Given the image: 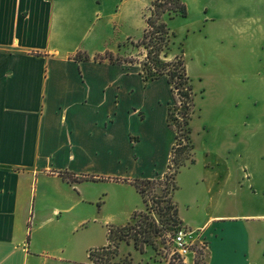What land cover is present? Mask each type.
<instances>
[{"label":"crops","instance_id":"crops-1","mask_svg":"<svg viewBox=\"0 0 264 264\" xmlns=\"http://www.w3.org/2000/svg\"><path fill=\"white\" fill-rule=\"evenodd\" d=\"M155 1L0 0V264H82L91 186L136 192L146 210L131 181L161 180L177 145L168 77L144 76L132 58L146 57L139 43ZM238 8V22L206 17L208 32L230 44L212 54L223 65L219 97L200 113L207 131L223 105L224 143L235 158L224 180L240 198L201 223L178 211L184 227L202 231L207 264H264V0H238ZM107 54L122 64L101 60ZM161 83L168 93L157 90ZM124 211L123 227L142 212L127 203Z\"/></svg>","mask_w":264,"mask_h":264},{"label":"rangeland","instance_id":"rangeland-1","mask_svg":"<svg viewBox=\"0 0 264 264\" xmlns=\"http://www.w3.org/2000/svg\"><path fill=\"white\" fill-rule=\"evenodd\" d=\"M187 6L188 14L186 18L175 16L173 12H166L167 15L163 21L171 31V42L168 43L169 48L164 50L168 54H180L183 49L186 65L191 68L194 76L201 75L202 85L197 78L192 79L195 86V114L192 123L195 125L196 143L194 151L195 163L179 170L176 178L178 189L173 195V200L178 204L179 216L185 220H191L201 223L211 215H223V205L226 202L234 204L240 198L236 195L229 196V190L233 189V185L227 186L224 177H226L228 169V161L233 162L234 157L229 156V152L225 146V132L223 129L222 110L217 108L215 113L211 112L209 118V128L204 131L203 121H201V113H208V103L213 106V100L218 98L217 89L219 88V79L216 77L217 72L223 70V65L219 63L218 57L212 56L214 52H221L230 44V38L220 40L206 28V17L216 16L217 18L229 23V19H239L238 0H184ZM207 9L209 10L207 12ZM230 25L224 24L223 28L232 30ZM237 26V25H235ZM218 27H215L214 33L218 35ZM228 31V30H226ZM237 34L236 30H232ZM135 51L133 60L146 63L143 51ZM143 74L149 77L151 69L149 66H143ZM197 87V89H196ZM201 87V88H199ZM162 94L168 93V87L160 84L157 87ZM201 89V90H200ZM205 92V97L201 96ZM232 98V95L229 97ZM177 104L173 103V108L169 116V122L177 128L179 122L177 114L183 107L182 98ZM204 100V101H202ZM208 100L210 102H208ZM198 103L199 106H198ZM231 103V101H230ZM201 105V107H200ZM221 106V105H220ZM211 107H209L210 109ZM191 127V126H190ZM193 127V126H192ZM188 126L182 131L185 144L186 139L192 138L187 134ZM192 140V139H191ZM197 144V145H196ZM190 145V143H189ZM185 150L183 155L186 156ZM100 185L91 186L88 193V222L82 228V264H89V253L94 249L107 247L108 231L111 227L123 228L125 222L129 219V212L124 211L126 203L129 207H137L139 211L151 216L156 222L158 228L162 229L160 236H152V244L145 247L141 252L137 250L135 243L120 242L119 256L113 260L114 264H180L177 257L173 256V248L169 243L170 235L175 232L176 228L167 226V223H174L169 214L158 213L157 207L153 204L154 197H164L168 192V185L161 182L147 190V208L143 200L136 195L123 193L120 188L115 185L108 187L105 192ZM228 192V193H227ZM133 196V197H132ZM166 198V197H164ZM247 198L253 200V195L248 194ZM169 199L166 198L161 203V208H166ZM104 204L101 214H98V207ZM96 206V208L94 207ZM95 208V209H92ZM248 207V206H246ZM131 216V215H130ZM97 219V220H95ZM106 220H112L109 226L104 224ZM182 227V226H181ZM186 227V226H185ZM188 229L197 231L196 228ZM201 230V229H200ZM206 257L197 264H207ZM189 264H191L189 262Z\"/></svg>","mask_w":264,"mask_h":264},{"label":"trees","instance_id":"trees-1","mask_svg":"<svg viewBox=\"0 0 264 264\" xmlns=\"http://www.w3.org/2000/svg\"><path fill=\"white\" fill-rule=\"evenodd\" d=\"M166 12H173L175 16H181L183 18H186L187 15H189L187 6L183 0H156L152 5L151 15L148 18V29L146 30L144 39L139 43V46H143L146 50V63L144 66L147 65L151 69L149 77L152 80H155L166 75L169 84L172 86V91L175 97L174 103L177 104L180 102L179 99L182 98L181 101L183 102V107L177 114V120L181 122H179L177 128L169 122V126L176 132L177 145L173 147L169 170L161 180L136 179L131 181V183L135 186L137 191L143 195L146 203L148 202L147 190L149 188L161 184V182L168 185V192L164 196L169 199L166 208H161L160 206L166 199L164 197H154L153 204L157 207L159 214L164 212L170 215V218L174 223H167V226L174 227L176 228L175 231H177V229L183 225L178 216V205L174 202L173 195L178 189L176 178L178 177L179 170L182 167L187 166L188 161L190 162V165L195 163V145L193 144V140H191L192 138H190V141L189 139H186V141L188 140V144H185L182 131L185 126H188L186 132L188 135L192 136V127H190V124L193 115L195 114L196 94L192 85V79L187 73L183 49L172 61L166 62L162 58L163 55H168L164 50L169 48V45L167 44L171 42L172 37L170 33L171 31L163 21V16ZM79 59L81 58L78 57L77 61ZM85 59L88 60L89 58L85 57ZM101 60L109 61L112 64H122V60L115 58L112 54H107L104 58H101ZM130 62H132V60ZM172 108L173 106L170 109V113ZM185 150L187 151L186 156L183 155ZM61 176L70 182L78 181V179L74 178V175L70 173H62ZM81 180L105 181L106 179L82 177ZM134 219L136 220V223L127 227L109 228L108 246L101 249H94L89 253V258L92 264H114L113 260H116L119 256L120 242L124 241L127 243L133 241L137 250L143 252L145 247L152 244L151 237L153 235L160 236L162 233V229L157 227L156 222L151 216H148L143 212H136Z\"/></svg>","mask_w":264,"mask_h":264},{"label":"built area","instance_id":"built-area-1","mask_svg":"<svg viewBox=\"0 0 264 264\" xmlns=\"http://www.w3.org/2000/svg\"><path fill=\"white\" fill-rule=\"evenodd\" d=\"M169 243L173 248V256L177 257L180 264H197L207 255L208 243L199 230L182 226L170 235Z\"/></svg>","mask_w":264,"mask_h":264}]
</instances>
